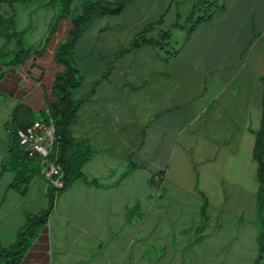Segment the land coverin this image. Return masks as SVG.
Wrapping results in <instances>:
<instances>
[{
  "label": "crops",
  "instance_id": "crops-1",
  "mask_svg": "<svg viewBox=\"0 0 264 264\" xmlns=\"http://www.w3.org/2000/svg\"><path fill=\"white\" fill-rule=\"evenodd\" d=\"M48 3L29 4L31 33L16 15L29 47L48 36L56 16ZM70 30L63 20L43 56L0 82V250L29 215L51 208L41 163L25 193L12 188L31 165L13 157L9 125L18 104L41 112L54 102L64 69L55 52ZM144 32L170 37L122 53ZM74 56L83 76L75 99L85 101L72 133L93 156L84 179L57 195L21 264H257L264 0H135L97 19Z\"/></svg>",
  "mask_w": 264,
  "mask_h": 264
},
{
  "label": "trees",
  "instance_id": "trees-1",
  "mask_svg": "<svg viewBox=\"0 0 264 264\" xmlns=\"http://www.w3.org/2000/svg\"><path fill=\"white\" fill-rule=\"evenodd\" d=\"M48 1V5L56 10V16L48 36L39 47H29L24 42L25 32H19L16 27V5H28L33 2ZM135 0H0V36L5 39V46L0 50V82L7 73L16 67L26 64L32 56H43L47 44L52 40L60 24L65 19H70L71 30L67 39L62 42L55 52V62L64 69L55 75L52 85L53 103H48L47 110L35 112L25 104H18L15 108L9 128L13 138L11 151L16 160L31 165L25 171H19L12 184L13 189L25 193L28 186L40 173V162L28 157L19 145L17 133L20 129L32 126L36 121L52 123L55 129V142L49 161L60 167L61 174L56 179L60 180L63 188L58 189L53 185L51 194V208L41 215H29L26 225L18 236L17 242L10 248L0 250V264H21L28 250L37 239L42 227L53 209L57 195L71 188L77 181L84 179L82 169L93 156V151L86 142L74 139L72 129L77 123L78 112L85 100H76L75 92L82 85L83 76L75 63L74 49L80 38L87 32L93 23L107 16H119ZM79 3V4H77ZM196 10L191 15L194 18ZM193 27L190 28L191 33ZM170 33H162L159 40L151 39L146 32L138 35L130 47L123 52L140 47L143 44L161 46L162 42L169 39ZM16 51L9 53L12 40ZM10 56V57H9ZM264 82V79H263ZM95 86L93 88V92ZM263 114L259 131L256 133L254 158L259 165L260 190L258 194L257 213L259 218L260 233L258 236L259 256L257 264L264 258V95ZM19 151V152H17ZM20 153V154H19ZM30 169V170H29ZM154 183L158 184L155 179ZM159 186V185H158Z\"/></svg>",
  "mask_w": 264,
  "mask_h": 264
},
{
  "label": "built area",
  "instance_id": "built-area-1",
  "mask_svg": "<svg viewBox=\"0 0 264 264\" xmlns=\"http://www.w3.org/2000/svg\"><path fill=\"white\" fill-rule=\"evenodd\" d=\"M19 145L31 159H38L42 166L46 167L45 175L58 189L63 188L60 180L56 179L61 174L60 167L49 161L55 142V129L52 123L36 121L26 129H20L17 133ZM159 188L162 187L163 177L155 176Z\"/></svg>",
  "mask_w": 264,
  "mask_h": 264
},
{
  "label": "rangeland",
  "instance_id": "rangeland-1",
  "mask_svg": "<svg viewBox=\"0 0 264 264\" xmlns=\"http://www.w3.org/2000/svg\"><path fill=\"white\" fill-rule=\"evenodd\" d=\"M39 2V1H38ZM41 2H43V1H41ZM78 2L81 4V0H78ZM79 3H77V4H79ZM23 7H21L19 10H17V13H19V15H20V18H22V21H24L26 24H28V26H29V30H28V32H30L31 33V27H34L33 25L35 24V22H34V20H32L31 21V5H24V4H21ZM52 8V10L54 11V13H56V10L53 8V7H51ZM51 10V9H50ZM23 14L25 15V17H23ZM27 14H29V17L28 18H26V15ZM35 15H38V14H35ZM26 18V19H25ZM27 20V21H26ZM26 34H29V33H27V32H25V35ZM16 39H14V41H15ZM24 42H28V43H30L31 42V40H30V38H28L27 36L25 37L24 36Z\"/></svg>",
  "mask_w": 264,
  "mask_h": 264
}]
</instances>
